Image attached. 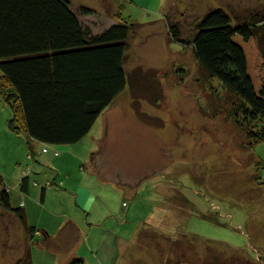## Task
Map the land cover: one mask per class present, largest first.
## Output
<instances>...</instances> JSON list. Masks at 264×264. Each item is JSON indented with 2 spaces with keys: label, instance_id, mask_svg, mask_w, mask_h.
Listing matches in <instances>:
<instances>
[{
  "label": "rangeland",
  "instance_id": "1",
  "mask_svg": "<svg viewBox=\"0 0 264 264\" xmlns=\"http://www.w3.org/2000/svg\"><path fill=\"white\" fill-rule=\"evenodd\" d=\"M71 5L94 33L113 21L138 24L125 63L129 86L104 119L100 145L95 139L101 119L81 145H72L62 157L55 158L48 145L45 164L29 156L21 135L16 141L9 137L16 134L10 127L13 111L0 97V174L9 185L12 206L26 208L28 225L45 224L54 249L44 250L43 233L33 240L25 222L0 204V264H26L30 247L37 255L34 264H53L54 257L55 264L72 263L83 234L55 251L61 242L54 214L64 213L62 203L71 198L60 199L50 190L48 205L43 204L41 187L47 178L52 184L58 173L61 188L52 190L72 188L69 182L81 180L90 169L108 177L118 171L123 176L114 180L131 190L125 197V186L111 192L112 203L123 204L116 217L121 223L115 225L127 240L120 244L117 264H264V141L252 150L246 147L247 132L232 113L236 96L206 73L191 44L169 33L176 23L179 37L189 42L198 22L216 8L236 23L252 21L264 14V0H164L162 15L146 9H157L158 0H71ZM81 7L92 12L83 14ZM104 149L109 154L100 152ZM76 150L85 156H75ZM26 174L29 194L20 188Z\"/></svg>",
  "mask_w": 264,
  "mask_h": 264
},
{
  "label": "trees",
  "instance_id": "2",
  "mask_svg": "<svg viewBox=\"0 0 264 264\" xmlns=\"http://www.w3.org/2000/svg\"><path fill=\"white\" fill-rule=\"evenodd\" d=\"M79 16L71 0H0V94L13 111L10 127L26 138L32 159L35 141L46 146L80 142L131 76L125 63L138 24L118 20L94 33ZM255 18L236 23L224 9H213L198 22L189 42L179 37L176 23L169 26L172 37L193 46L206 73L236 96L232 113L247 132L250 150L264 141V14ZM50 183L41 187L43 199L48 186L55 185ZM29 188L26 174L21 190L28 194ZM0 204L25 222L31 237L37 230L49 236L28 225L23 207L12 206L2 176ZM26 259L33 264L32 247ZM72 264H83V258Z\"/></svg>",
  "mask_w": 264,
  "mask_h": 264
},
{
  "label": "crops",
  "instance_id": "3",
  "mask_svg": "<svg viewBox=\"0 0 264 264\" xmlns=\"http://www.w3.org/2000/svg\"><path fill=\"white\" fill-rule=\"evenodd\" d=\"M158 2H159V7L157 9H153V8H146V9L152 11L155 15H157V14L162 15L161 10H162V5L164 3V0H158ZM140 17L144 18L143 15H139V18ZM158 20H161V19H157V20H155V21L153 20V21L156 22ZM148 21H152V20L149 19ZM113 22L116 23V21H113ZM114 23H112V25ZM142 23H148V22L146 21V22H142ZM128 86H129V84L127 85V87ZM127 87L124 89V91H122L114 99V101L112 102V104L110 106H108L106 109H104L102 111V113L97 118L96 122L99 119H101V121H102L100 135L97 137V139H95V142L98 145H100V143L102 141L103 130H104V128H106V125H104V119H106V117H109L108 116L109 113L111 111H113L111 109H114L112 106L117 104L121 95L126 93ZM0 97L2 99V97H4V96L2 94H0ZM114 112H116V111L114 110ZM96 122L94 123V125L96 124ZM94 125H93V127H94ZM91 130H90V132H91ZM13 135L9 134V137L14 141H16L15 139H16L17 135L20 136V134H17V133L13 134ZM21 137H23V139L27 142L26 138L23 135H21ZM80 142H78L77 144H80ZM34 144H35L36 150H37L36 157L34 159L36 160V158L39 157L41 159V161L44 163V161L46 160V159H44L45 158L44 154L50 152V147H48V144H47L48 150L43 151L44 147L46 146L45 143H42L40 141H35ZM27 145H28V143H27ZM49 145L52 147V150H53L52 153H54V157L59 158V157H62L64 153L66 154L69 151V149H68L69 147H71L72 145H75V144H72V145H52V144H49ZM28 148H29V145H28ZM96 149H98V148L94 147L91 149L92 150L90 152L91 156H93V154L96 152ZM100 152H104L106 154H109V152H107L106 149H104ZM73 153L75 154V156H77L79 158H83L82 156L83 155L85 156V154H86L85 151H79V150H76ZM98 155H100V153ZM111 172H114V173H112L113 175L108 177V175H110V174L106 175L101 171H96V170L94 171V169H90V171L85 172V174L81 180H76V178H75L74 180L69 182V183L73 184L72 188L65 189V187L63 185H64V183L68 182V179L70 177V175L67 174V175H65L66 179L62 178V180H61L62 181L61 182L62 187H64V188H62L63 190H52L55 187L61 188L60 181H59L61 174L56 173V177L52 178L54 180L53 183H55L56 186L53 185L52 187H50L51 189L47 188L45 190L44 199L42 198V189H41V202L43 204H46V205H48L50 193L51 194H57V196L59 194L60 199L61 198L63 199V195H66V196L69 195L71 198V201L68 203H65L64 201H62V202H64V203H62L64 206V210H63L64 213H62V211H60V212L54 213V214L59 216L58 219L60 221V224L58 225L57 230H58V234L60 236L59 241L61 242L59 245H57L55 247V251L60 246L63 247L65 244L68 245L70 243L69 241H71V240L72 241L73 240L78 241L80 234H83L82 235L83 239H82L81 244L75 246V250L72 252L73 254L70 256V259H71L70 261H72V262L76 259L83 258V264H87L88 261L90 264H95V263L96 264H117L118 263V258L120 256V244L125 243L127 240H124L122 238L123 237L122 235H118V233H117L118 228H116V225H118L117 224L118 219L116 217L120 214L118 212V210L121 209V211H122L123 204L122 205L120 204V208L118 205L115 206V204L112 203L111 192H116V190L120 191L121 186H125V189H124L123 194H122L125 197V195H127L128 192H130V194H131V190L126 185H122L124 183L120 184L119 181L114 180L115 176H123L121 173H119L118 171H116V172L111 171ZM0 176L3 177V179L6 183L4 176L1 174H0ZM23 177H22L21 181L23 180ZM107 177H108V179H107ZM46 180L43 182L44 184L46 182L50 181L49 178H47ZM29 182H31L30 174H29ZM121 182H123V181H121ZM7 186H9V185L7 184ZM20 188H21V183H20ZM30 190H31V187L29 188V192H30ZM35 191H37V190H35ZM49 191H50V193H49ZM10 195H11V193H10ZM127 196H130V195L128 194ZM65 204L67 205V208L65 207ZM24 209L26 212V208H24ZM44 210L48 211L46 208H44ZM67 210H69L68 213H66ZM108 213H113V214L118 213V214L113 215L114 217H112V216H108L107 215ZM26 215H27V212H26ZM27 217H28V215H27ZM104 217H106V219H104ZM113 220H115V222H113ZM69 223H71V227L68 230V229H66V226ZM118 223H121V222L119 221ZM40 224H43V223H40ZM40 224L39 225L32 224V226H36L39 229H45L48 232L49 229H47L45 224L42 227L40 226ZM122 229L123 228L121 227V231H122ZM42 233H43L42 231L37 230L33 236V240H36L37 238H39V235H41ZM48 235L50 236L49 232H48ZM49 236L44 235V240L47 241L46 243L48 246L44 247V248L42 247V248L44 250H47V248H50V250L54 252V249L51 248V244L49 242ZM80 248H83L82 252H80ZM90 253H92L91 259L93 260V262H92V260H90V258H86V255H90ZM84 254H86V255H84ZM45 255L48 256L47 254H45ZM32 259L33 260L37 259L36 252L35 251L33 252V249H32ZM55 260H56V258L54 257L53 264H55Z\"/></svg>",
  "mask_w": 264,
  "mask_h": 264
},
{
  "label": "built area",
  "instance_id": "4",
  "mask_svg": "<svg viewBox=\"0 0 264 264\" xmlns=\"http://www.w3.org/2000/svg\"><path fill=\"white\" fill-rule=\"evenodd\" d=\"M47 150H48V148L47 147H44L43 151H47Z\"/></svg>",
  "mask_w": 264,
  "mask_h": 264
},
{
  "label": "bare ground",
  "instance_id": "5",
  "mask_svg": "<svg viewBox=\"0 0 264 264\" xmlns=\"http://www.w3.org/2000/svg\"><path fill=\"white\" fill-rule=\"evenodd\" d=\"M32 149V148H31Z\"/></svg>",
  "mask_w": 264,
  "mask_h": 264
}]
</instances>
